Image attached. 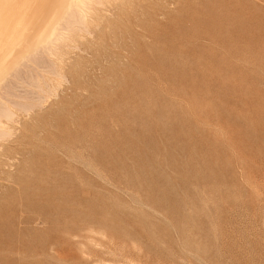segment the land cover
Segmentation results:
<instances>
[{"label": "rangeland", "instance_id": "1", "mask_svg": "<svg viewBox=\"0 0 264 264\" xmlns=\"http://www.w3.org/2000/svg\"><path fill=\"white\" fill-rule=\"evenodd\" d=\"M145 3L21 120L0 264H264V0Z\"/></svg>", "mask_w": 264, "mask_h": 264}, {"label": "bare ground", "instance_id": "2", "mask_svg": "<svg viewBox=\"0 0 264 264\" xmlns=\"http://www.w3.org/2000/svg\"><path fill=\"white\" fill-rule=\"evenodd\" d=\"M145 2L0 0V175L6 161L22 156L21 120L32 117L36 120L35 125L30 123L32 129L38 131L39 113L58 96L62 85L80 76V69L71 67L73 58L83 59V53L114 41L118 32L139 27L135 18Z\"/></svg>", "mask_w": 264, "mask_h": 264}]
</instances>
